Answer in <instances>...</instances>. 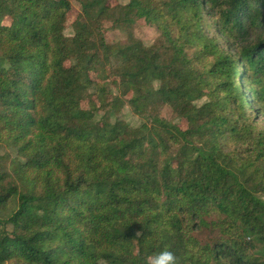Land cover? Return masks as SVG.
Instances as JSON below:
<instances>
[{"label": "trees", "instance_id": "trees-1", "mask_svg": "<svg viewBox=\"0 0 264 264\" xmlns=\"http://www.w3.org/2000/svg\"><path fill=\"white\" fill-rule=\"evenodd\" d=\"M262 115L264 0H0V264H264Z\"/></svg>", "mask_w": 264, "mask_h": 264}, {"label": "rangeland", "instance_id": "rangeland-1", "mask_svg": "<svg viewBox=\"0 0 264 264\" xmlns=\"http://www.w3.org/2000/svg\"><path fill=\"white\" fill-rule=\"evenodd\" d=\"M130 0H119L121 4H127ZM75 8L72 10V12L68 15V22H72L75 17L78 14V5L74 3ZM77 7V8H76ZM10 20H7L9 22ZM106 28V40L110 43H116V42H123L125 43L127 40V35L124 33V31H121L119 29H115L112 26V23L106 22L105 23ZM134 35L136 38L142 40L146 45L152 44L158 37H159V31L155 26L149 25L146 23L144 19H140L136 22L132 29ZM67 35L73 34L71 29H67L66 31ZM202 101H199L198 104H202ZM119 118L126 120L131 126L137 127L142 123V118L135 115L132 112V109L129 107H125L120 113ZM161 117L168 121H177L176 116L172 112V109L169 106H165L161 110ZM259 124L264 126V115L260 117ZM185 127V124L183 125ZM6 152H11L9 149H0V156L5 154Z\"/></svg>", "mask_w": 264, "mask_h": 264}, {"label": "clouds", "instance_id": "clouds-1", "mask_svg": "<svg viewBox=\"0 0 264 264\" xmlns=\"http://www.w3.org/2000/svg\"><path fill=\"white\" fill-rule=\"evenodd\" d=\"M145 264H179V259L174 251L165 247L146 256Z\"/></svg>", "mask_w": 264, "mask_h": 264}]
</instances>
